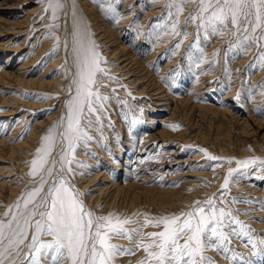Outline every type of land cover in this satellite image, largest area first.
I'll return each mask as SVG.
<instances>
[{
    "label": "rangeland",
    "instance_id": "rangeland-1",
    "mask_svg": "<svg viewBox=\"0 0 264 264\" xmlns=\"http://www.w3.org/2000/svg\"><path fill=\"white\" fill-rule=\"evenodd\" d=\"M95 1L97 5H103L102 9L115 8V13L107 14L104 11L103 15H98L99 22L103 27L112 29L118 38L116 42L118 47L124 44L123 47L135 54L138 59L144 60L149 55V50L152 51L151 31L155 27H158L161 33L164 31L166 42L164 51L156 52L160 58H154V62L150 63L152 69L150 67L149 70L155 74L158 63L161 67L170 65L169 72H172L170 76L172 74L174 78L173 83L168 84L161 80L163 83L159 84L163 86L161 90L168 95V99L161 103H169V108H166L168 111L164 109L162 111V106L157 105L148 95H142L134 86L135 83H122L119 73L114 74V69L118 66H114L112 60L103 57L100 66L107 70L106 75L109 79L105 75L98 76L100 86L103 87L99 86L94 90H98L109 99L102 102L103 110H99V105L94 104L93 107L98 111L81 118V124L94 139L87 144L81 142L76 146L72 156V172L65 170L63 175L75 189L84 194L82 199L85 205L96 215L115 213L131 221H140L125 225L132 237L131 240L117 237L109 241L122 245L124 249L134 250L132 254L121 252L115 255L112 264H140L147 256V252L152 251L138 247L137 241L140 237L132 231L141 229L145 220L154 221L162 216L188 212L196 206V201L204 202L213 197L216 199L217 208L224 207L226 211H232L240 221L253 230L248 235L258 249L264 248V245L260 244L261 238H264V164L261 163L264 161V68L259 67L258 61L253 64V61L257 60L258 52L264 49L256 43L245 48L235 47L240 39L252 32L254 16L248 17L252 22L247 24L248 32L242 30L245 21L243 17L240 18L241 31L236 37L232 36L236 31V25L230 21L226 29H221V35L213 34L211 30L206 35L204 30L198 29L199 20L188 19L199 13L200 0L184 3L179 16L176 14V3L179 0H176L171 8L170 0ZM151 10L162 12L149 17L147 15ZM211 11H214V8H209L204 15H209ZM62 12V9L58 11L59 18L54 21L49 0H0L2 31L0 44L3 46L0 52V70L2 65L6 64L7 58L13 56L12 60L7 62L11 64L10 71H15L26 60H30L29 80L41 78L42 75L43 79L54 80L58 76L56 73L61 72L65 65L61 53V49L65 47ZM25 23L27 26L24 27ZM53 24L58 27H51ZM174 25L177 34H173ZM135 30L137 33L145 32V36L137 34ZM262 32L264 24L256 30L255 35L260 36ZM56 36L60 38L59 45ZM260 43L264 44V41ZM177 44L180 45L179 48L175 47ZM55 58H59L58 65L50 67ZM148 68L147 66V70ZM177 68L178 74L172 71ZM120 76L122 77L121 74ZM163 84H166L165 88ZM7 85L5 83L0 86L5 87L4 91L0 92V139L2 133L7 135L10 132L17 133L15 144L19 146L24 144L20 153L27 155L26 158H21L20 154H17L13 157L15 161L12 158L0 160V166L8 163L10 167L3 179L7 187L4 186L5 189L0 192V221H7L15 214L16 203L18 201L22 203L23 194L39 185L41 177L46 176L47 168L53 160L57 163L52 177L49 178V184L56 178L60 168L61 152L56 146L57 142L49 156V165L35 177L30 175L31 161L42 146L43 137L48 134L56 120L52 118L46 121L32 135L33 123L55 117L65 94L61 92L62 89L57 93L54 88L51 89L47 85L41 87L35 82L34 84L29 82V85H16L14 89L8 88ZM8 97L9 99L12 97L11 103L7 100ZM182 98L188 101L181 102ZM12 105L19 107L16 113ZM205 107H209L208 111ZM97 115L101 117L102 127L96 123ZM88 119L93 121L91 125L88 124ZM162 119L166 122L161 121ZM128 125H132V133L134 130L139 131L140 135H133L137 139L145 138V132L153 137L147 142L143 141L145 144L141 152L142 140L133 143L130 151L134 153L132 155L134 158L131 160L132 174L129 177L125 175L124 170L129 150L127 140L132 141V136L126 131ZM119 149L120 151L116 152ZM201 149H206L208 154L220 159L216 161L208 159V155ZM90 156L93 160H89ZM228 160H254L255 163L241 168L235 162L227 163ZM77 162L85 167H79ZM94 163H98L97 168ZM104 167L108 169L103 176L105 180L97 186L90 183L87 185V181ZM229 169L233 170L231 177L227 175ZM226 178L229 184L228 188L224 189ZM126 180L136 182L135 186H125ZM112 181L120 184L122 192L115 193L118 190L117 184L113 185L112 190H102L101 187L110 186L113 184ZM47 189L48 185H45V191ZM90 197H94L91 202ZM141 230L144 234L142 243L148 244L151 243V238L147 234L163 229L149 224ZM223 230L230 232L228 228ZM30 236L31 232L29 241ZM43 239L51 240V237ZM29 241H25V244ZM246 242L244 237L230 235L231 251L242 253L245 258L251 257L254 264H264V258L261 255H253L252 247L250 245L246 247ZM180 243L184 241L181 240ZM27 251L28 249L24 247L16 264H21L24 260L23 252ZM203 255L211 257L215 264H233L232 259L226 258L216 248L207 249ZM42 264L49 262L43 260ZM151 264H155V261Z\"/></svg>",
    "mask_w": 264,
    "mask_h": 264
},
{
    "label": "snow or ice",
    "instance_id": "snow-or-ice-1",
    "mask_svg": "<svg viewBox=\"0 0 264 264\" xmlns=\"http://www.w3.org/2000/svg\"><path fill=\"white\" fill-rule=\"evenodd\" d=\"M191 2L194 0H179L178 3L176 0H170L169 7L176 3V14L179 16L183 11V4ZM101 7L103 8V5ZM49 8L52 10L53 20H57L58 11L63 8L62 0H49ZM209 8H214V11L205 16ZM104 11L115 13L116 10L105 8ZM249 16H254L255 19L252 32L240 39L235 47L245 48L256 43L264 49V44L260 43L264 41V32L260 36L255 35L256 30L264 24V0H200L199 13L188 19L199 20L198 29L204 30L206 35L209 30L213 34L221 35V29H226L230 21L236 25V31L232 33V36L236 37L241 31V17L245 21L242 30L248 32L247 24L252 23L248 20ZM51 27L58 25L53 24ZM173 34H177L175 25ZM71 37V51L76 71L70 86L71 98L67 102L66 119L58 121L43 137V144L31 161L30 175L35 177L49 165V156L57 142V128L63 125L64 131L59 133V141L61 144L65 141L67 143L59 155L60 168L56 178L49 184V178L52 177L57 163L53 160L47 168L46 176L41 177L39 185L23 194L22 203L19 201L16 203L15 214L7 221H0V264H6V261L7 264H16L24 247L28 251L23 252L24 260L21 264H42L43 260H47L49 264H112L115 255L121 252L128 254L134 252L109 241L117 237L131 240L132 237L125 225L140 221H131L115 213L96 215L85 205L82 199L84 194L75 189L63 175L65 170L72 172V156L76 146L81 142L87 144L94 139L81 124V118L98 111L93 107L94 104H98L99 110H103L102 102L109 99L98 90H94L101 84L98 74L106 75L107 70L100 66L103 57L96 50L98 46L92 40L91 33L75 19L74 12ZM55 39L59 45L60 38L56 36ZM65 47L67 48V41ZM175 47L179 48L180 45L177 44ZM257 61L259 67L264 68V51L258 52L257 60H254L253 64ZM173 72L178 74L179 69H174ZM72 88L74 93L71 92ZM87 122L89 125L93 123L91 119ZM96 123L102 127L99 115L96 116ZM201 151L205 152L210 160L220 159L208 154L206 149ZM226 162H235L241 168L255 163L254 160ZM261 163L264 164V161ZM77 165L85 167L79 162ZM232 174L233 170L229 169L228 177ZM228 184L229 180L226 178L224 189L228 188ZM45 185H48L47 191ZM195 204L196 206L188 212L162 216L154 221L145 220L141 229L149 224L163 229L147 234L151 238V243H142L144 234L141 229L132 230L140 237L137 241L138 247L152 249L147 252V256L140 264H151L152 261H155V264H215L211 257L203 255L209 248H216L226 258L232 259L233 264H254L251 257L245 258L242 253L231 251L232 234L237 238H246L245 246L252 247L253 255H261L264 258V248L258 249L248 235L253 230L240 221L232 211H226L224 207L217 208L214 197L204 202L196 201ZM224 228L230 229V232H225ZM43 237H51V240H45ZM181 240L184 243L181 244ZM25 241L29 243L25 244ZM260 244L264 245V238H261Z\"/></svg>",
    "mask_w": 264,
    "mask_h": 264
},
{
    "label": "bare ground",
    "instance_id": "bare-ground-1",
    "mask_svg": "<svg viewBox=\"0 0 264 264\" xmlns=\"http://www.w3.org/2000/svg\"><path fill=\"white\" fill-rule=\"evenodd\" d=\"M62 1H63V8H62V10H63V12H62L63 13L62 14L63 15V17H62L63 24H62V29H63V33H64V37H63L64 38V44H65V41H67V48L64 47L63 49H61V53H63L62 59L65 60V65L62 68L61 72L56 73V75H58V76H56L54 78V80H52V81H48L46 79H43L42 77L44 75H42L41 78L29 80V76H30L31 72L28 70V68H29V66H31V65H29L31 63V61L30 60H26L15 71H10L9 68L11 67V64H8L7 62H9L10 60H12L13 56H9L7 58L6 64H3L2 65V68L0 70V86L1 85H4L6 83V84H8L7 85L8 88L14 89L16 85H18V86L19 85L22 86V85H25V84L26 85H29V82L31 84L32 83L34 84V82H35L38 85H40L41 87L43 85H47L51 89L54 88V90L58 91L57 93H59V91L61 89H62L61 92H64L65 93L64 96H63L64 99H62V101L60 100L61 103H60V106H59L58 114H56L55 117L52 116V117L46 118L45 121H40V120H39L40 122H36L35 121L33 123L34 124L33 125V127H34V130L33 131L34 132L32 133V135L35 134L36 133V130L39 129L42 125H44L46 121L52 120V118H55V120H56L53 123V126L56 125L58 121H61V120H65L66 119L67 102L71 98V95H70V86H71V82L73 80V75H74V73L76 71V69L74 67L73 54H72V51H71V47H72V44H71V39H72L71 33H72V30H73V12L75 13V19L81 25L86 26L87 29H88V31L91 33V38L95 42V44L98 46V48L96 50L99 52V54L101 55V57H105L108 60H112L114 62V66H118V68L116 67L117 69L115 68L116 70L114 69V74L116 72L119 73V75L117 73L116 74L121 78L120 80L122 81V83H125V82L126 83H129V84L135 83L134 86L136 87L137 90L138 89L140 90L139 92H141L142 95H148L149 98H151L153 101H156L157 105H161L162 106V111H163V109H164V111H168V110H166V108L167 109L169 108V106H168L169 103L168 102L167 103H161V101L168 99V97H167L168 95L166 94V92H164V90H161V88L163 86H161L159 84H162L164 81H166V83H168V84L171 83L172 81H174V78L172 77V74L170 76V72L171 71L169 72V70H171L170 69L171 67H170V65H166L164 67H161L160 64L158 63L159 65L157 64L158 67H157V71L155 72V74H152L151 73L152 70L151 71L149 70L150 67L152 69V65L150 63L151 62H154L153 61L154 58L157 57V53L156 52H158L159 50H163L164 49V46L166 44L165 37H164L165 35L163 36V32L164 31L161 33L160 32V29L158 27H155L151 31V33H150V40H152V51H150L151 49L149 50V55L144 60L143 59H138V58H136L135 54H132L126 47H123L124 44L122 46L120 45L121 47H118V45H116V42H117L118 38L114 35V32H112V29L110 27H107V26H104L103 27V25L99 22L98 15L100 16V14L104 13V9H102L100 5H97V2L95 0H83V2H81V0H62ZM160 11L162 12V10H157V11L151 10L147 16L151 17L154 14L157 15ZM118 15H120V13ZM124 19H123V21H124ZM134 21L137 22V19H135ZM29 23H30V21H29ZM141 23H142V21H141ZM141 23H140V25H142ZM26 24L27 23L24 24V27H25ZM138 25H139V23H137V26ZM18 26H19V24H18ZM133 26H135V25H133ZM28 27H30V26H28ZM136 28H137V30H139L138 27H136ZM20 29H22V28H20ZM119 30H120V28H119ZM137 30H135L136 33H137ZM17 32H18V30H17ZM138 33H139V35L143 34L142 32H138ZM1 34H2V31H0V37L2 36ZM143 35L145 36V32H144ZM143 35L141 36V38L144 37ZM166 38H167V35H166ZM115 46H117V47H115ZM2 47L3 46L0 44V52H1V50H3ZM5 48H7V47H5ZM7 50H12V49H10V48L8 49L7 48ZM20 50H22V49H20ZM15 52H16V50H15ZM160 52H162V51H160ZM157 58H160V56L157 57ZM157 58H155V59H157ZM58 59L59 58H55V60L50 64V67L51 66L58 65L57 64L58 63ZM161 60H162V58H161ZM169 61H172V60H169ZM147 66L149 67L148 70H147ZM5 69H8V70H5ZM59 73H60V75H59ZM120 74L122 75V77L120 76ZM167 74H168V77L166 76ZM63 75L65 77H63ZM98 76H102V75H98ZM105 77H107L109 79V77L107 75H105ZM161 80H163V82H161ZM165 85H164V88H165ZM172 86H173V84H172ZM100 87H103V86H100ZM4 89H5V87L4 88H0V92L4 91ZM16 91H17V89H16ZM71 92L74 93V88L71 89ZM11 98L9 99V97H8V99H7L9 101V103H11L13 101V100H11ZM2 100H3V98H2ZM187 101H188L187 99L186 100H184L183 98L181 99V102H187ZM18 108H19L18 106L14 107L15 113L17 112ZM208 109H209V107H205V110L206 111H208ZM200 113L203 114L202 110H200ZM26 116H28V115H26ZM151 120L154 121L155 119H151ZM161 121L166 122L165 119H162ZM126 129H127L126 131H128V135L129 136H132V138H131L132 141L127 140V141H129L128 142L129 150L127 151V158H126L127 160L125 162L126 167L124 168L125 175L127 177H129L132 174V171H131L132 168H131V166H132L133 163L131 164V160L134 158L132 156L134 153L132 151H130L132 149V147L134 146L133 143H136L135 141L142 140V142H140V144H141L140 145V152H141V150H143V146L145 144L144 142H147L149 139H151L153 137H152V135H149L148 132H145V134H146L145 138L141 137V138H138L137 139V137H133V135L134 136L140 135L139 131L137 132L136 130H134V132L132 133V130H133L132 129V125H130V126L128 125ZM63 131H64V126L63 125H61L59 128H57V144H56V146L58 148H60V150L62 149L63 146H65V148H66V143H67L65 141L63 144H61L60 141H59V133H62ZM17 136H18V134L17 133H14V132H10L8 135H7V133H2L1 139H0V160H2V161L4 160L5 161V159L7 160L8 158H12V160L15 161V158H13V157L15 155H17V154L18 155L20 154L21 158H26V155L27 154H23V153L21 154L20 153V149L22 148V146L24 144L22 143L23 145H21V146L15 144V139H16L15 137H17ZM119 151H120V149L117 150L116 152H119ZM78 152H79V150H78ZM20 156H19V158H20ZM17 159H18V156H17ZM9 160H11V159H9ZM89 160H93V158L90 156V159ZM117 163H119V162H117ZM7 164H2L0 166V192L3 189L4 186L7 187V185H6L7 183L5 182V180H3L4 177L6 176L5 175L6 170L7 169H10V167ZM94 164L96 165V168H97L98 167V163H94ZM94 164H92V165H94ZM128 164H130V166H128ZM12 166H13V164H12ZM115 167H117V165ZM106 169L107 168L104 167V169L100 170V172L97 173L92 179L88 180L87 181L88 182L87 185H90V184H94L96 186L97 185H100L102 183L101 181H104L105 180V179H103L104 178L103 176L106 174ZM128 179H131V178H128ZM12 183H13V181H12ZM112 183L113 184L108 183V184H111V185L110 186H106L105 188H103L104 186L101 187L102 190L104 189L105 191H109L113 187V185H116L117 184L116 181H114V182L112 181ZM124 183H125V186H127V187L130 186L131 187V186H135V183L136 182H131L129 180H126ZM119 187H120V184L118 185V190L115 193H118V191H121L122 190V187H120V188ZM11 190H14V189H11ZM99 195L102 196V194H99ZM93 198H91V197H90V199L88 198L89 199V202H91L92 200H94ZM99 198H102V197H99Z\"/></svg>",
    "mask_w": 264,
    "mask_h": 264
}]
</instances>
